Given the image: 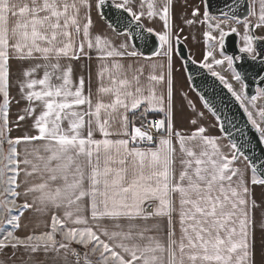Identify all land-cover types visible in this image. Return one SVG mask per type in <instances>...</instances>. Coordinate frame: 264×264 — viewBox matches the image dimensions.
Wrapping results in <instances>:
<instances>
[{
	"label": "snow or ice",
	"instance_id": "obj_1",
	"mask_svg": "<svg viewBox=\"0 0 264 264\" xmlns=\"http://www.w3.org/2000/svg\"><path fill=\"white\" fill-rule=\"evenodd\" d=\"M144 2L145 0H141L140 10H136L130 0H116L112 6L123 10L139 26L141 17L145 15ZM105 3L106 0H98L96 6L103 8ZM91 6L89 0H30V3L23 4H17L13 0H0V94L3 97V107L0 108V116L3 118V127L0 128V227L11 225L13 229L19 228L20 216L13 215V209L32 207L27 201L22 205L17 204V198L21 195L17 190L20 187V163L31 166L30 171L27 168L24 170L26 176L31 177L38 172L47 173V178L41 175L42 182L27 187L24 195L39 193L38 199L42 204H51L56 208L75 205V211H66L65 218L71 220L74 225L82 226L68 227L66 230L61 228L66 243L57 241L55 233L63 222L53 215L51 232L28 235L22 239L16 236L14 231H7L0 237V248L11 246L15 249L24 246L36 252L43 247L47 252L68 250L70 244L75 242L86 249L91 246L92 254L99 253L98 264H255L254 250L249 242L250 220L246 199L249 189L243 175L232 167L236 154L233 153L230 158L225 156L216 140L204 135V127H199L190 136L172 131V43L169 33L159 35L161 46H167L164 54L169 57L167 108L164 97L157 96L153 88L148 89L147 95L144 94L138 76H134L133 81L112 78L115 87H102L100 91L112 93L113 101L109 104L97 102L94 111L91 110V96L83 95V78L75 91L67 87L71 83L72 69L70 66L63 68L60 61L63 58L79 59L77 49L80 53L84 52V43H77L76 37L82 32L89 49L96 47L103 51L101 46H107L108 43L99 35L93 43L90 35V15L81 25V8L90 9ZM169 7V4H165L161 15L166 27L169 23ZM147 8L149 17L158 14L153 0H147ZM198 14L199 10H194L193 15ZM249 15H256L252 5L249 6ZM204 16L207 20L209 13L205 11ZM10 17L16 18L11 28ZM225 17L215 25L220 30L221 49L224 47V38L228 35L222 27L228 24L227 14ZM231 18L240 23L235 16ZM243 22L244 46L240 51L249 54L255 61L264 53H258L253 46V41L257 38L249 34L248 19L245 18ZM255 27H264V0H259ZM147 31L151 33L153 29ZM229 31L236 33L237 29L230 27ZM206 36L215 39L211 33H206ZM120 47L125 51L108 50L107 57L138 55L136 51L127 52V44ZM13 53L17 59L45 61L25 72V76L32 77L42 68L43 77L29 79L23 85L29 90L26 95L28 101L43 103V110L34 123L38 135L23 137L25 142H46L43 147L49 154L46 157L36 156L37 160L43 161L42 169L27 156L23 161L19 159L16 145L21 143V138L13 140L5 137L4 129L8 126L9 60ZM212 55L211 51L208 52L205 61ZM224 59L231 67L234 58L225 56ZM214 62L219 65L224 61ZM113 67L119 71L122 65L115 63ZM202 67L207 68L212 76L218 77L228 91L241 102L249 121L264 141V108L258 112V122L244 105L243 89L247 86L241 75L234 72V79L241 84V92L237 93L224 76L212 70V64L205 62ZM53 78L62 80V83L54 84ZM149 79L160 82L164 80V76L151 75ZM37 85L41 86L40 91L34 90ZM257 92L264 96V88H258ZM256 99L257 96L251 97L252 101ZM81 105H88L89 111L83 114L72 111L74 106ZM142 106L141 117L146 118L149 112H165L167 123L161 119L136 127V112ZM119 108L124 109V114L121 120L122 130L116 134L127 138L113 140L110 138L112 133L109 131V121L101 120L100 114L102 109L115 111ZM26 111L35 112V108ZM129 112L132 113V120L129 119ZM85 115L95 117L96 128L103 139H93L91 119L87 121V136H81L80 130L85 125ZM19 119L23 120L25 117L20 116ZM64 119L69 120L67 130L62 127ZM153 127L158 131L164 129L167 136L162 135L155 147L137 146L140 142L155 144L153 135L147 130ZM173 135L178 138L180 150L185 156L180 161L182 171L178 178L174 170ZM5 140L9 145L7 154L3 150ZM196 140L200 141L199 153L186 146L188 142ZM231 147L236 149L237 146L232 144ZM81 157L86 158L87 172L85 165L80 162ZM238 174L239 180L234 184L233 177ZM251 182L264 184V178H257L256 170L253 169ZM81 205L90 209V217L80 214L84 211ZM5 213L10 218H6ZM176 214L179 217V237L173 218ZM165 218L166 240H163L157 233L160 231L159 221ZM149 220L158 222L149 225ZM122 221L127 223H121ZM139 221L144 223H138ZM72 251L74 255H78L75 250ZM85 259L86 264H90L87 262V253Z\"/></svg>",
	"mask_w": 264,
	"mask_h": 264
},
{
	"label": "crops",
	"instance_id": "obj_2",
	"mask_svg": "<svg viewBox=\"0 0 264 264\" xmlns=\"http://www.w3.org/2000/svg\"><path fill=\"white\" fill-rule=\"evenodd\" d=\"M98 0H89L92 5L90 9L81 8L80 10V21L81 25L86 22V17L90 15L92 20V27L90 29V35L95 42L97 35L107 41V46L102 45L101 49L93 47L89 49L87 46V40L83 37L81 32L79 37H76L77 43H84V52L80 53L77 49V55L79 59H61L60 63L63 68L71 67V83L67 86L71 91H75L79 87L80 79H84V91L85 97L91 96L92 100V111L95 110L97 102H103L109 104L113 101L114 95L112 93H103L100 89L115 87L112 84V78L117 79H128L133 81L134 76L139 77L140 86L144 89V94H148V89L153 88L157 96H163L165 99V108L168 103V64L169 57L166 56L165 50L167 46H161L160 50L153 55H145L138 51L133 45L130 36L127 32L116 31L107 21H105L99 14L97 8ZM113 3L116 0H110ZM17 4L30 3V0H13ZM135 6L136 10H140L141 0H130ZM155 4V10L157 15L149 17L147 15V0L144 2L143 11L144 16L141 17V23L146 29H153V32L159 37L160 34L169 33L171 36L172 53H171V106H172V131L173 133H180L184 136H190L199 127L205 128L204 135L214 138L220 149V151L229 158L234 153V149L231 147V143L225 137V135L219 129V123L216 116L207 108L203 103L200 96L195 93L186 78L184 73L183 65L179 57L176 55L173 46V40L175 37H179L187 46L188 53L191 57L199 63H210L214 66L211 60L205 61V56L208 52H216L218 60L228 61L224 59L228 56L227 53L221 49L219 44L220 30L215 25V17L211 19H205L204 13L206 10L203 0H153ZM165 4H169V23L166 27L164 21L161 19L162 10ZM250 5L254 6L256 15L250 16L249 20L253 22V31L259 37H264V27H255L259 14V0H250ZM194 10H199L198 15H193ZM223 19L226 17L218 16ZM230 20V26L222 25L224 31H229L230 27H235L238 34V45L240 48L244 46V40L242 39L245 32L244 22L237 23L236 20L227 17ZM191 21V23H189ZM212 21V25L211 22ZM16 22L15 17L9 18V28L13 27ZM214 22V23H213ZM210 24V25H209ZM214 24V25H213ZM206 33H211L215 39H209ZM127 44V52L136 51L137 56L132 57L128 55L120 57H107L106 53L108 50L116 49L119 51H125L120 46ZM38 55V54H36ZM71 55V53H70ZM54 62V61H53ZM43 60L34 59H17L15 54H12V58L9 60V81H8V92H9V104H8V126L4 129L5 137L15 140L21 138V143L16 145L19 153V159H23L27 156L28 159L32 160L33 163L40 165L43 168V161L37 160L36 156H47L49 153L44 151L45 141H29L25 142L23 137L38 135L37 129L34 127L35 118L39 116L43 110V103L41 101H28L26 98L28 89L24 88L23 85L29 79H40L43 77L44 69H38L32 77L25 76V72L32 69L36 64H43ZM119 63L122 68L117 71L113 65ZM232 67V66H231ZM233 69V68H232ZM51 70V69H49ZM234 70V69H233ZM102 74V75H101ZM151 75H163L164 80L160 82L150 81ZM54 84H61L62 80L53 78ZM133 90L135 84L133 82ZM40 91L41 86L37 85L34 89ZM71 99V98H70ZM3 107V97L0 94V108ZM35 108V112H28L27 109ZM72 111H78L85 113L89 111L88 105L74 106ZM143 111V106L136 112L134 123H140L145 118L140 116ZM124 114V109L119 108L115 111L112 109L101 110V120L109 121V131L112 133L111 139L127 138L119 136L116 133L122 130L121 120ZM151 114L160 115L167 123L165 112H149L147 116ZM24 116L25 119L20 120L19 117ZM129 119L132 120V113H128ZM85 125L80 130L81 136L86 137L88 132L87 121L92 120L93 128V139H103L104 137L100 134L96 128L95 117H89L85 115ZM2 116H0V128L3 127ZM195 121V123H193ZM62 127L67 130L69 127V120L64 119L62 121ZM132 124L129 125V131L131 132ZM167 136V133L162 129V134L157 138V142L154 146L158 145L161 136ZM173 146L175 148L174 153V170L175 175L178 178L180 171H182V165L180 161L185 158L184 153L180 150L178 138L172 136ZM192 147L194 151L199 153L201 150L200 141H191L186 145ZM141 148H147L139 146ZM4 153L7 154L9 145L6 140L3 144ZM80 162L85 165L86 172V158L81 157ZM20 175L18 182L20 187L17 189L21 195L17 198V204L22 205L25 201L31 204L32 207L27 209L16 208L13 209L12 214L19 215L20 227L13 229L12 226L4 225L0 227V237L7 231H14V234L20 238H25L28 235H39L45 232H51V224L53 215L57 216L62 222V226H58V230L55 233L57 241L65 242L63 240L62 231L68 227H82L72 224L71 220L65 218L66 211H75V205L72 207L61 206L56 208L51 204H42L38 199L39 193H29L27 196L24 195V191L27 187L32 184L42 182L41 175L47 178V173L38 172L33 176L29 177L25 175V169L31 170V166H25L20 163ZM232 167L238 170L239 174L243 175L244 182L249 189L246 196L248 201L247 210L249 214V242L254 250V261L255 264H264V184H252L253 170L247 163V161L241 156H236V160L233 161ZM238 176L233 177L234 184L239 180ZM257 175V174H256ZM257 178L259 176L257 175ZM59 183V182H57ZM55 186V185H53ZM84 208L80 214L90 217V209ZM151 211V209H149ZM179 210V203L177 198V213ZM174 221L176 222V234L177 237L180 235L178 214L174 215ZM74 219V217H73ZM158 220H149V225L157 223ZM90 223L92 221L90 220ZM121 223L126 224V221ZM138 223L143 224V221ZM160 231L157 233L163 240H166V218L159 221ZM111 227V224H109ZM58 247V245H57ZM90 247L86 249L82 245L76 244L75 242L70 244L68 250L59 249L49 250L45 252L43 247L38 251L32 252L30 249H26L24 246H18L12 248L11 246L0 248V264H86L85 254L87 253V262L90 264H98L99 253L92 254ZM75 250L78 255H74Z\"/></svg>",
	"mask_w": 264,
	"mask_h": 264
},
{
	"label": "water",
	"instance_id": "obj_3",
	"mask_svg": "<svg viewBox=\"0 0 264 264\" xmlns=\"http://www.w3.org/2000/svg\"><path fill=\"white\" fill-rule=\"evenodd\" d=\"M205 8L209 13V19L214 17L235 16L243 22L248 19L249 34L257 39L253 46L258 53H264V37L257 36L253 31V22L249 20L250 0H203ZM98 4V1H97ZM114 3L106 0L103 8H98L101 17L107 21L116 31L127 32L135 48L145 55H153L161 48L159 37L153 31L149 33L139 22L133 21L123 10L113 7ZM228 35L224 38L223 51L233 57L232 68L243 78L245 95L249 98L257 93L258 88H264V55L258 56L253 61L249 54L240 51L238 45V34L226 31ZM174 51L182 62L184 73L191 89L197 93L207 108L216 116L220 131L231 144L236 156L241 155L256 170L259 178H264V142L260 133L249 121L244 107L241 106L224 84L211 75L202 63L190 57L186 44L179 38L173 40Z\"/></svg>",
	"mask_w": 264,
	"mask_h": 264
},
{
	"label": "rangeland",
	"instance_id": "obj_4",
	"mask_svg": "<svg viewBox=\"0 0 264 264\" xmlns=\"http://www.w3.org/2000/svg\"><path fill=\"white\" fill-rule=\"evenodd\" d=\"M214 20H215V25H216L217 21L218 20H223V18H221V17H215ZM210 23L212 25V21ZM228 24L230 26V20L228 21ZM212 54L213 55L208 58V60H211L214 63V66H212V70L213 71H216L220 75L224 76L225 77V80L232 85L233 90L236 91L237 93H240L241 92V84H240V82H238V81H236L234 79V72L235 71L225 61L222 64H219V65L218 64H215L214 61L215 60H218V56H217V53L216 52H212ZM190 57H191V55H190ZM243 94H244V92H243ZM254 96H257V99L255 101H252L251 98L247 97L244 94V105L248 108L249 111H251L253 113V117L255 119H257V121L259 122L260 121V118L258 116V112H259V110L261 108H264V96L259 95L258 92ZM5 216H6V218H10V217H8V214L7 213H5ZM8 226H11V225H8ZM4 234H6V233H4Z\"/></svg>",
	"mask_w": 264,
	"mask_h": 264
},
{
	"label": "built area",
	"instance_id": "obj_5",
	"mask_svg": "<svg viewBox=\"0 0 264 264\" xmlns=\"http://www.w3.org/2000/svg\"><path fill=\"white\" fill-rule=\"evenodd\" d=\"M161 119H162V117L160 115H156V114L149 115L142 122L135 123V126L139 127V126H141L142 123L147 124L148 121H158V120H161ZM147 130L150 131V133L153 135L154 141H155V144H156L157 138L162 134V129H160L158 131L156 128L153 127V128H149ZM155 144L149 145L147 142H140L137 146L149 147V146H154Z\"/></svg>",
	"mask_w": 264,
	"mask_h": 264
},
{
	"label": "flooded vegetation",
	"instance_id": "obj_6",
	"mask_svg": "<svg viewBox=\"0 0 264 264\" xmlns=\"http://www.w3.org/2000/svg\"><path fill=\"white\" fill-rule=\"evenodd\" d=\"M243 92H244V89H243ZM244 94H245V92H244Z\"/></svg>",
	"mask_w": 264,
	"mask_h": 264
},
{
	"label": "trees",
	"instance_id": "obj_7",
	"mask_svg": "<svg viewBox=\"0 0 264 264\" xmlns=\"http://www.w3.org/2000/svg\"><path fill=\"white\" fill-rule=\"evenodd\" d=\"M151 115H153V114H151Z\"/></svg>",
	"mask_w": 264,
	"mask_h": 264
}]
</instances>
